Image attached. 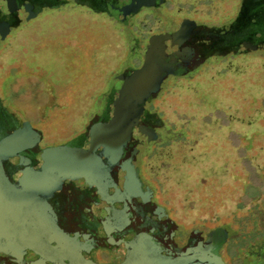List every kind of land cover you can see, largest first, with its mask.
<instances>
[{"label":"flooded vegetation","instance_id":"obj_1","mask_svg":"<svg viewBox=\"0 0 264 264\" xmlns=\"http://www.w3.org/2000/svg\"><path fill=\"white\" fill-rule=\"evenodd\" d=\"M68 1L0 0L4 38L42 9ZM71 1L119 22L165 0ZM263 47L264 0H241L228 26L180 18L164 35L151 34L138 68L123 70L117 87L106 94L104 112H91L84 129L53 144L44 143L35 119L24 117L7 93L9 83L31 75L11 74L1 81L0 141L25 130V122L36 140L17 152L20 157L0 163V264H264V219H186L151 167L178 133L166 125L155 100L212 56ZM48 148H65L78 176L64 178L45 198L49 205H22L18 201L35 189L27 168L45 184L55 178L56 162L39 156Z\"/></svg>","mask_w":264,"mask_h":264},{"label":"rangeland","instance_id":"obj_2","mask_svg":"<svg viewBox=\"0 0 264 264\" xmlns=\"http://www.w3.org/2000/svg\"><path fill=\"white\" fill-rule=\"evenodd\" d=\"M240 3L165 0L119 22L71 0L44 8L0 41V84L31 75L9 83L7 96L53 144L106 110V94L138 68L151 34L183 17L228 26ZM164 95L155 103L178 133L151 167L165 196L186 219H264V47L212 56Z\"/></svg>","mask_w":264,"mask_h":264},{"label":"water","instance_id":"obj_3","mask_svg":"<svg viewBox=\"0 0 264 264\" xmlns=\"http://www.w3.org/2000/svg\"><path fill=\"white\" fill-rule=\"evenodd\" d=\"M7 6L9 10H15V6L13 4H8ZM28 16L29 15H27L25 19H27ZM5 32V28L0 26V39L4 38ZM24 125L26 126L25 130H22L19 134H11L8 139H3L0 141V163L5 159L8 160L17 156L20 157L18 153L30 146L36 140V133L31 129L30 124L28 122H25ZM125 134L129 137V130H127ZM127 136L125 137V139L128 138ZM65 150V148H48L41 151L39 155L40 158L44 159L45 161H50L52 162V164L56 162L55 178L50 181V183L45 184V182L39 181L36 178V175L31 171L30 168H27L28 172L26 171L24 173L27 175V177H29L31 183H33V186H35V189L27 191L25 194V198L18 202H20L22 205L29 203H45L46 205H49L45 198L51 192L61 187L62 180H64V178H67V176L72 178L78 176L76 172L71 169L69 157L66 156L63 152ZM3 181L4 178L0 176V184ZM45 188H50L51 190L47 191Z\"/></svg>","mask_w":264,"mask_h":264}]
</instances>
